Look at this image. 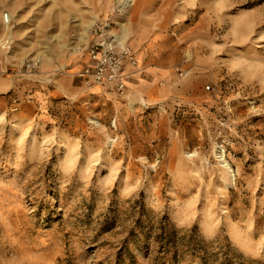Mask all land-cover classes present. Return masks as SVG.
I'll return each mask as SVG.
<instances>
[{"label": "rangeland", "instance_id": "obj_1", "mask_svg": "<svg viewBox=\"0 0 264 264\" xmlns=\"http://www.w3.org/2000/svg\"><path fill=\"white\" fill-rule=\"evenodd\" d=\"M106 1L0 0V264H264V0Z\"/></svg>", "mask_w": 264, "mask_h": 264}, {"label": "built area", "instance_id": "obj_2", "mask_svg": "<svg viewBox=\"0 0 264 264\" xmlns=\"http://www.w3.org/2000/svg\"><path fill=\"white\" fill-rule=\"evenodd\" d=\"M87 55L88 65L79 73L85 84L102 86L110 93L125 96L128 80L138 67L135 52L114 42H95L88 47Z\"/></svg>", "mask_w": 264, "mask_h": 264}, {"label": "bare ground", "instance_id": "obj_3", "mask_svg": "<svg viewBox=\"0 0 264 264\" xmlns=\"http://www.w3.org/2000/svg\"><path fill=\"white\" fill-rule=\"evenodd\" d=\"M106 3H109V0L106 1ZM117 4L119 7H121L122 9H126V8H130L135 6V0H117ZM10 21V16L7 15V23ZM121 38V37H120ZM119 40V39H118ZM142 102H144L143 99H141ZM145 104V103H143ZM92 124H94L95 126L99 127L100 126V122L98 120H92ZM115 140L112 138H109L107 141V146L110 148L113 146ZM218 162H219V166L222 169L221 175L225 181V185H226V189L231 188L234 184H235V179H234V175H232V170L231 167L229 165V163L226 161L225 159V155L224 153H221L217 156Z\"/></svg>", "mask_w": 264, "mask_h": 264}, {"label": "crops", "instance_id": "obj_4", "mask_svg": "<svg viewBox=\"0 0 264 264\" xmlns=\"http://www.w3.org/2000/svg\"><path fill=\"white\" fill-rule=\"evenodd\" d=\"M79 73V68H76L74 70V72H72L71 74V80H66V82H77V86L75 87V90L77 92H79L80 94H84L85 96H87L90 100H94L100 97H103V92H104V87L102 86H92L90 88H86L84 86V82L83 80L80 78V76L78 75ZM68 77V76H67ZM70 77V76H69ZM65 82V83H66ZM58 95H62L61 90H59V92H56ZM47 95V94H46Z\"/></svg>", "mask_w": 264, "mask_h": 264}]
</instances>
